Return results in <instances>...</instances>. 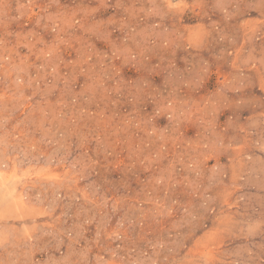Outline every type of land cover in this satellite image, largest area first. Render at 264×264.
Listing matches in <instances>:
<instances>
[{"label": "clouds", "instance_id": "clouds-1", "mask_svg": "<svg viewBox=\"0 0 264 264\" xmlns=\"http://www.w3.org/2000/svg\"><path fill=\"white\" fill-rule=\"evenodd\" d=\"M0 264H264V0H0Z\"/></svg>", "mask_w": 264, "mask_h": 264}]
</instances>
